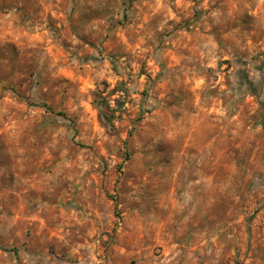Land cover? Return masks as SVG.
Returning a JSON list of instances; mask_svg holds the SVG:
<instances>
[{
	"label": "rangeland",
	"instance_id": "obj_1",
	"mask_svg": "<svg viewBox=\"0 0 264 264\" xmlns=\"http://www.w3.org/2000/svg\"><path fill=\"white\" fill-rule=\"evenodd\" d=\"M0 264H264V0H0Z\"/></svg>",
	"mask_w": 264,
	"mask_h": 264
},
{
	"label": "trees",
	"instance_id": "obj_2",
	"mask_svg": "<svg viewBox=\"0 0 264 264\" xmlns=\"http://www.w3.org/2000/svg\"><path fill=\"white\" fill-rule=\"evenodd\" d=\"M102 112V114H104V112L103 111H101ZM63 114V113H62Z\"/></svg>",
	"mask_w": 264,
	"mask_h": 264
}]
</instances>
